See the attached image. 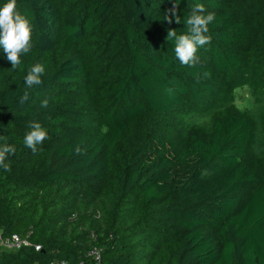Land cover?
I'll return each mask as SVG.
<instances>
[{
    "label": "trees",
    "instance_id": "16d2710c",
    "mask_svg": "<svg viewBox=\"0 0 264 264\" xmlns=\"http://www.w3.org/2000/svg\"><path fill=\"white\" fill-rule=\"evenodd\" d=\"M196 4L216 19L189 67L167 35L187 33ZM16 11L32 38L22 69L0 47V146L16 148L0 168V232L31 245L0 247V264H91L93 244L101 264H264L252 121L237 106L206 131L183 120L264 71V0H17ZM35 64L43 83L29 90ZM33 122L47 132L35 153L23 142Z\"/></svg>",
    "mask_w": 264,
    "mask_h": 264
},
{
    "label": "clouds",
    "instance_id": "9594fccd",
    "mask_svg": "<svg viewBox=\"0 0 264 264\" xmlns=\"http://www.w3.org/2000/svg\"><path fill=\"white\" fill-rule=\"evenodd\" d=\"M16 7L17 0H7L3 7H0V47L7 54L12 68L22 69L21 55L31 51L32 26L24 16L16 11ZM177 13L178 4L174 2L173 7L165 11L164 20L171 24L172 17H175V22L180 23V16ZM215 19V13L207 12L203 4H196L190 14L185 17L186 34L178 35L175 30L171 29L168 31L167 39L175 41V56L182 65L191 67L198 62L197 49L211 42V36L208 35L209 24ZM44 72L45 68L42 64L31 66L24 77L26 87L30 90L34 86H40L43 83ZM27 100L28 92L26 91L20 97V101L24 103ZM48 106L47 99L41 101L42 108H48ZM30 128L31 130L25 134L23 142L25 147L35 153L37 146L47 138V132L38 122H33ZM15 151L14 145L5 143L0 146V168L6 172L11 170L7 158L9 155H14Z\"/></svg>",
    "mask_w": 264,
    "mask_h": 264
},
{
    "label": "rangeland",
    "instance_id": "374dc122",
    "mask_svg": "<svg viewBox=\"0 0 264 264\" xmlns=\"http://www.w3.org/2000/svg\"><path fill=\"white\" fill-rule=\"evenodd\" d=\"M253 69V68H251ZM264 72V71H263ZM252 70L249 76L241 77L240 87L233 98L225 96L221 104L213 110L192 109L183 120L195 131L210 129L215 114H222L224 110L231 111L237 106L241 113L250 118L253 131L249 140L248 153L255 157L264 174V73ZM240 78V77H239ZM216 117V116H215Z\"/></svg>",
    "mask_w": 264,
    "mask_h": 264
},
{
    "label": "built area",
    "instance_id": "2783aa9c",
    "mask_svg": "<svg viewBox=\"0 0 264 264\" xmlns=\"http://www.w3.org/2000/svg\"><path fill=\"white\" fill-rule=\"evenodd\" d=\"M94 239V235H92ZM31 245L27 237L14 234L11 236H3L0 232V247L6 250H18L21 247ZM35 250H40V245H34ZM86 259L91 264H101L102 261V248L93 244L86 252ZM51 264H67L65 261L55 262Z\"/></svg>",
    "mask_w": 264,
    "mask_h": 264
}]
</instances>
